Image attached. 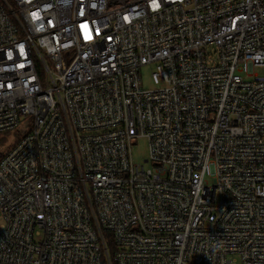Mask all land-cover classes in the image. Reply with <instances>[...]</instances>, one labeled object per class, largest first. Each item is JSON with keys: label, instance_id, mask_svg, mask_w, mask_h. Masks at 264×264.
<instances>
[{"label": "built area", "instance_id": "obj_1", "mask_svg": "<svg viewBox=\"0 0 264 264\" xmlns=\"http://www.w3.org/2000/svg\"><path fill=\"white\" fill-rule=\"evenodd\" d=\"M16 129L0 264H264V0H0Z\"/></svg>", "mask_w": 264, "mask_h": 264}, {"label": "rangeland", "instance_id": "obj_2", "mask_svg": "<svg viewBox=\"0 0 264 264\" xmlns=\"http://www.w3.org/2000/svg\"><path fill=\"white\" fill-rule=\"evenodd\" d=\"M152 71L153 67L151 65H146L141 69L143 85L147 89H153L156 87L152 78ZM258 72H260V70ZM22 134L23 131L20 129H16L14 132L6 133L3 136H0V139L5 137L4 141H0V145H2L6 140H8L7 143H13L19 139ZM132 154L136 163H144V160L149 157V144L147 138L141 137L135 141V144L132 147ZM146 166L149 167L150 164H146Z\"/></svg>", "mask_w": 264, "mask_h": 264}, {"label": "trees", "instance_id": "obj_3", "mask_svg": "<svg viewBox=\"0 0 264 264\" xmlns=\"http://www.w3.org/2000/svg\"><path fill=\"white\" fill-rule=\"evenodd\" d=\"M5 140V137H3L2 139H0V141H4Z\"/></svg>", "mask_w": 264, "mask_h": 264}]
</instances>
